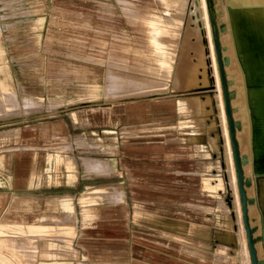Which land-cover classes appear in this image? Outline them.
<instances>
[{
    "label": "rangeland",
    "instance_id": "rangeland-1",
    "mask_svg": "<svg viewBox=\"0 0 264 264\" xmlns=\"http://www.w3.org/2000/svg\"><path fill=\"white\" fill-rule=\"evenodd\" d=\"M204 1L219 70L223 72L227 65L224 73L221 72L223 78L219 91L223 101L226 100L228 103L226 106L228 112L225 115L229 122L233 117L231 114H235L238 107L232 103L235 97L234 91L222 89V86L233 90L236 87L233 84L234 78L230 74L233 41L228 36L230 24L226 14L227 7L225 4L221 5L219 0ZM165 2L166 0H0V44L3 47L4 57L0 65L6 69L11 85L8 93L0 92V110H15V115L7 114L5 118L34 112L38 113L34 116L57 114V118H62L65 116L64 113L68 114L72 111L65 107L68 106V101L65 103L59 101L52 107L50 106L51 97H63L68 82H73L72 86H77L78 81L80 83L85 81L86 84L96 87L95 94L90 95L91 99L85 98V100H95V105L102 108L99 114L101 122L110 117L112 120L111 126L106 127L109 129L104 131L105 135H101V146H108L109 142L118 135L122 138H118V141L111 145H116L121 140L122 145L139 147L140 143L146 141L142 139L152 138L160 142L161 149L159 157H143L139 151H125L123 146L110 151L111 154L92 156L100 160L109 159L113 167L112 170H91L109 174V179L96 180L98 185L92 186L90 188L92 192L86 193L80 203L98 201L100 198L97 197L96 188L99 186L119 185L122 188H128V206L125 203L122 207H118L125 219L122 236L112 240H99L100 245L97 246L93 244L98 243L94 241L95 239L53 236L57 233L73 234L72 228L64 226L67 223L66 218H59L56 222L51 220L45 222V219L41 217L40 221L38 217L37 224H29L27 221L4 222L0 225L1 233L10 234V236L0 237V258H2L0 264H35L37 256L41 253L51 256L53 260H41L38 264H99V260H104L107 256L104 252L108 250L114 253L113 264H131V262L138 264L137 262H141L143 256L147 257L150 264H250L247 257V261L238 258L244 254L246 246L243 240L246 237V231L237 212L242 206L238 177L242 182L241 190L245 192L248 185V187L254 186V178L258 181L264 176V171L253 170L249 152L246 150L245 154L244 151L238 150L239 146L238 143L236 146L234 136L235 131H242V124L237 120L238 126L236 125L234 132L231 130L229 132V148L233 154L237 153L238 157L242 154V157L244 155L245 157L241 162L236 161L233 155L230 156L233 159L231 164L234 180L236 179V191L233 188L234 182L230 176L228 155H225L227 154L226 140H224L219 119L214 117L217 112L216 100L219 92L214 75L211 73V59L208 52L209 72L207 73H209L210 82L192 84V86L187 84L184 88L177 85L179 73L183 79L189 77L187 75L189 73H185L187 70L182 69V65L186 62L183 64L181 62L188 60L195 51L194 58L198 57L200 48L195 40L196 35H201L203 46L205 49L208 48L202 9L199 6L195 9L192 6L193 0H187V7L182 12L170 8ZM83 5L100 7L107 13L70 14L60 8ZM48 11L50 14L47 13ZM184 17L187 18L184 19ZM163 18H166L169 27L164 24L167 22ZM161 21L163 22L159 23ZM177 24L180 26L178 27ZM173 26L175 28H172ZM193 27L195 31L197 30V34L194 32L195 34L190 35L189 33L192 34L191 31H194ZM189 28L191 30L188 33L186 30ZM71 29L76 32L94 31L97 36L90 44H68L72 41L67 38L68 31ZM169 31L170 35H168ZM184 31L185 34H183ZM220 35L223 37L221 38ZM185 38L188 43L182 46V40L184 41ZM163 40L168 41L164 43ZM44 42L52 49V60L44 61L43 58L36 56L40 49L46 48L45 45L41 46ZM189 42L191 44L194 42V45L192 44L194 48L198 44L196 50L190 46ZM187 45L191 55L185 57L186 55L182 56V48ZM245 47L247 50L264 51V41L251 35L245 42ZM69 52H72L74 56L68 55ZM178 54L185 57L184 60ZM19 56L21 61H15ZM177 56L179 60H182L179 61ZM67 57H73L76 60L67 61ZM92 58L94 60L89 61ZM221 59L224 61L222 62ZM178 66L183 72L177 70ZM36 74L40 77H29ZM19 77L21 79L18 80ZM197 78L201 82V76L198 75ZM44 81L47 82L45 86H48V90L53 92L48 96V107L53 111L50 110L48 113L43 110L45 96L33 93L42 90ZM195 95L199 98L196 108L197 101L193 97ZM59 106H63V110L54 109ZM75 112H71L72 117L77 119ZM29 117L24 116V118ZM211 137L214 141L210 139ZM54 148L62 147L55 144ZM250 164L251 166H248ZM242 171L249 175L248 179ZM262 182L261 194L264 203V179ZM252 188L254 192V187ZM103 190L106 191L108 188H103L101 192ZM121 195L122 192L119 195L118 188L115 187V199H120ZM253 196L251 195L252 199L255 198ZM244 200L248 212L252 203L257 209V213L253 214L255 216L250 215L249 224L255 237V245L259 248V237L262 234L260 211L255 199L252 203H249L247 197ZM45 201L42 198L38 209L44 210ZM55 204L53 203V206ZM47 205H51L50 202H47ZM140 214H145L144 216L148 217L147 221L139 219L134 222L133 217L135 215L140 217ZM108 243L111 247L104 246V244L109 245ZM75 248H79L81 253L85 251L91 260L79 259L80 256ZM15 252L20 253L24 261H13L11 255H16ZM145 252L148 255L144 254ZM73 253L76 255L73 256ZM29 255L33 258L27 259Z\"/></svg>",
    "mask_w": 264,
    "mask_h": 264
},
{
    "label": "crops",
    "instance_id": "crops-1",
    "mask_svg": "<svg viewBox=\"0 0 264 264\" xmlns=\"http://www.w3.org/2000/svg\"><path fill=\"white\" fill-rule=\"evenodd\" d=\"M60 8L70 14L107 13V11L101 10L100 7L85 5ZM47 13L50 14V11ZM228 13L233 46L243 74L246 97L248 92L264 95V51L247 50L245 47V42L251 35L263 40L259 19L252 14L251 23L244 21L242 14H247L243 13V9L240 7L236 8V13L234 11L229 12V10ZM96 36L97 34L94 31L80 30V32H76L71 29L68 31L67 38L72 41L68 44H90ZM42 45H45L46 48L40 49L36 56L43 58L44 61L52 60V49L45 42ZM68 55L74 56L72 52H69ZM72 60L76 59L67 57V61ZM81 60L85 61V59ZM90 60L93 61L94 59ZM15 61H21L20 56ZM33 76L35 78L40 77L37 74L29 77ZM45 84L41 91L33 93L45 96L46 102L44 101L43 110L48 113L50 110L53 111L48 107V96L53 92L48 90V86H45ZM73 84V82H68L63 97L52 96L50 106L53 107L59 101L64 103L68 101V106L65 107L71 109V112L76 111L77 119L72 117L71 112L64 113L65 116L62 118H57V114L34 116L38 114L35 112L21 114L16 117L0 118V225L4 222L21 223V221L36 223L37 218L39 217L41 221L42 216L45 217V222L49 220L55 222L59 218H66L67 223L64 226L72 228L73 234L57 233L53 236L90 238L95 239V242L112 240L124 234L125 219L118 207H122L125 203L128 206V188H122L119 185L99 186L96 189L97 197L100 199L82 204L80 203L82 197L86 193L92 192L90 190L92 186L98 185L96 180L98 181L100 178L109 179V174L99 173L98 171L86 172L81 165L77 166L76 162L80 161L83 155H88L86 157L107 155L111 154L110 151L120 149L121 146L125 151H139L143 157H159L160 142L152 138H144L142 140L146 141L140 143L139 147L122 145L120 144L122 143L121 140L120 143L111 145L116 143L118 138H122V136L117 135L109 142L108 146H101V135H105L104 131L109 129L106 127L111 126V117L101 122L99 114L102 108L95 105V100L89 101L91 99L90 95H94L96 92L94 85L86 84L85 81L83 83L78 81L77 86H72ZM85 98L89 100H85ZM78 99L80 101H77ZM51 102L53 105H51ZM74 103L77 104L74 106L72 105ZM63 108V106H59L54 109L63 110ZM24 116L30 117L24 118ZM55 144L62 148L55 149ZM65 158H68V161L71 162L70 167L65 164ZM263 179L264 176L260 177L258 181L254 178L253 181L254 196L260 211L262 224L260 246L253 249L254 264H264V203L262 194L259 193L261 192ZM115 187L122 192L120 199L117 200L115 199ZM103 188H108V190L101 192ZM111 190L113 191L111 192ZM42 198L46 200L44 210L38 209V204L42 203ZM61 198H70L74 207L72 212L61 207ZM47 202H50L51 205H47ZM53 203H56L55 206H53ZM144 215L140 214V217L139 215L132 216L133 221L137 222L139 219L147 221L148 217ZM128 221H130V218H128ZM1 232L0 229V237L10 236V234L6 235ZM93 244L99 246L100 242ZM108 244H104V246L111 247L110 243ZM79 248L81 249V247ZM79 248L75 249L81 258V255L86 254L85 251L81 253ZM104 254H107V256L104 257L103 261L111 259L114 261L113 251L108 250ZM144 254L148 255L146 252ZM146 258L143 256L141 262H136L138 264H150ZM87 260H91L88 255H86Z\"/></svg>",
    "mask_w": 264,
    "mask_h": 264
},
{
    "label": "bare ground",
    "instance_id": "bare-ground-1",
    "mask_svg": "<svg viewBox=\"0 0 264 264\" xmlns=\"http://www.w3.org/2000/svg\"><path fill=\"white\" fill-rule=\"evenodd\" d=\"M157 1H159V0H157ZM162 1V0H161ZM220 1V4L222 5V4H225L226 5V7H227V9H226V14H227V17H229V13H228V10H229V12L230 11H234L235 13H236V8L237 7H240L241 9H243V13H245V14H247V15H244V14H242V16L244 17L243 19H244V21H246V22H249V23H251V20H252V14H254L258 19H259V24L261 25L260 27H262V37H263V41H264V0H219ZM210 2H211V0H210ZM213 2H214V0H213ZM153 3H154V1H153ZM166 5H168L170 8H172V9H176V10H180L181 12L182 11H184V8H186L187 7V0H166ZM214 4V3H213ZM162 6V5H161ZM192 6H194V8L195 9H197V7L199 6L200 7V9H202V12H203V17H204V24H205V26H206V30L205 31H207V35L206 34H204V35H206L207 36V39H206V43H207V49H205V47L203 46V44L204 43H202L203 42V39L201 38V35L200 34H198V35H196L197 36V38H195V40H197L196 41V43H198L199 44V47H198V44H197V47L198 48H200V51H199V54H197L198 55V57L197 56H195L196 58H194V55H193V53H195V52H191L192 53V56L188 59V60H186V61H184V62H181L182 64L183 63H185V64H183L182 66H183V70L184 69H186L187 70V72H185V73H189V74H187L189 77L188 78H186V79H183V77L181 78V75H179L178 74V76L180 77V78H178V80H177V85H178V87L180 86V87H182V88H184L185 87V85H191L192 86V84H201V83H203V84H207V83H209L210 82V80H209V77H208V74L209 73H207V72H209L208 71V61H207V52H208V54H209V56H210V61H211V70H212V72L211 73H213V75H214V78H215V83H216V88L218 89V92H216V93H218V95H217V100H216V98H215V100L217 101V112H215V118H218L219 119V121H220V123H221V126H222V129H223V135H224V140H226V144L225 145H227V146H225V147H227V154H225V155H228V159L227 160H229V168H231V175L230 176H232V178L231 179H233V188L235 189L236 188V182H235V180H234V173H233V165L231 164V163H233V159L231 158L232 157V155H233V157H234V159L237 161V160H239V161H241L242 162V158H244L245 157V155H244V157H242V155L241 156H237V153L235 154H233L231 151H230V148H229V132H230V130L232 131V132H234V130H235V127H236V125H237V120L242 124V131H240V132H238V131H235V144H236V146H237V143H238V146H239V149L238 150H240L241 152H245L246 150L249 152V155H250V157H251V160H250V162H252V166H253V170L255 169V170H264V95L263 94H253V93H250V92H248L247 93V97H246V94H245V87H244V78H243V74H242V71H241V68H240V65H239V63H238V61H237V58H236V54H235V48H234V46L232 45V47H233V52H232V54L231 55H233V57H232V61L230 60V65H231V68H232V72L230 73L231 74V76H233V78H234V83L233 84H235V89L233 90V89H227V87H224V86H222V89L223 88H225V90L226 91H228V90H230L231 92H233L234 91V93H235V97H233V104H235L236 105V107H238V110H237V108L235 109V110H237L236 112L235 111H233V112H235V114L234 113H232L231 115H233V117H232V119L231 120H229V122H228V120H226L227 118H226V113L228 112V107L226 108V106H228V103H227V101L225 100V101H223V99H222V97H221V94H220V82L222 81V78L223 77H221V75H222V73H224V71L226 70V68H227V65H226V68H224V71L222 72V71H220L219 70V67H218V65H217V61H216V57H215V49H214V47H213V41H212V37H211V33H210V28H209V23H208V18H207V14H206V5H205V1L204 0H198V2H196V0H193V2H192ZM212 6V5H211ZM224 6V5H223ZM225 7V6H224ZM163 9V8H162ZM199 9V10H200ZM212 9V8H211ZM225 9V8H224ZM164 10V9H163ZM175 10V11H176ZM217 10V9H216ZM166 11V10H165ZM223 11V10H222ZM162 12V11H161ZM164 12V11H163ZM202 12L200 13V14H202ZM214 12V11H213ZM221 12V11H220ZM225 12V11H224ZM175 13V12H174ZM199 13V12H198ZM198 13H197V15H198ZM215 13V12H214ZM164 14V13H163ZM167 14V13H166ZM191 14V13H190ZM220 14V13H219ZM226 14L224 15V16H226ZM215 15H217L218 16V14H215ZM221 16V15H220ZM219 16V17H220ZM160 18V17H159ZM185 18H187V17H184V19ZM189 18V17H188ZM215 18V17H214ZM168 19H171V18H168ZM190 19V18H189ZM225 19V18H224ZM163 20H165L166 21V18H163ZM214 20V19H213ZM159 21V20H158ZM164 21V22H165ZM174 21V20H173ZM225 21V20H224ZM163 21H161V22H159V23H162ZM167 22V21H166ZM170 22V21H169ZM172 22V21H171ZM177 23V22H176ZM191 23V22H190ZM164 24H167L166 26H168V22L167 23H164ZM172 24V23H171ZM182 24V23H181ZM185 24V23H184ZM184 24H183V27H184ZM173 25H175L174 23H173ZM178 25V24H177ZM196 25V24H195ZM225 25V24H224ZM227 25V24H226ZM172 26V25H171ZM180 25H178V27H179ZM182 26V25H181ZM164 28H165V26H163ZM162 27V29H164ZM169 27V26H168ZM167 27V28H168ZM178 27H176L177 29H180V28H178ZM183 27H182V29H183ZM189 27H191V26H189ZM220 27V26H219ZM166 28V29H167ZM172 28H175L174 26L172 27ZM194 28V27H193ZM199 28V27H198ZM216 28V27H215ZM161 29V30H162ZM181 29V32L183 31ZM186 29V28H185ZM226 29V28H225ZM154 30H156V29H154ZM158 30H159V28H158ZM167 30H169V28L167 29ZM171 30V29H170ZM190 28H189V30H186L187 32L189 31L190 32ZM224 30V29H223ZM163 31V30H162ZM197 31V30H196ZM195 31V28H194V31L192 30L191 32H192V34L191 33H189L190 35H193V34H195L194 32H196ZM217 31H218V29H217ZM167 32V31H166ZM186 32V33H187ZM170 31H169V34L168 35H170ZM222 33H224V32H222ZM228 33H230L228 36L230 37V39H232V33H231V30L228 32ZM159 34V33H158ZM162 34V33H161ZM166 34V33H165ZM165 34L163 35V36H165ZM182 34V33H181ZM183 34H185V31H184V33ZM182 34V35H183ZM196 34H197V32H196ZM202 34V33H201ZM217 34V33H216ZM160 35V34H159ZM188 35V34H187ZM222 35V34H221ZM220 35V37L222 38L223 36H221ZM224 35H225V33H224ZM162 36V35H161ZM160 36V37H161ZM174 36H175V34H174ZM227 36V37H228ZM167 37V36H166ZM169 37V36H168ZM167 37V38H168ZM180 37V36H179ZM183 37V36H182ZM187 37V36H186ZM188 37H192V36H188ZM190 39V38H189ZM174 40V39H173ZM227 40V39H226ZM229 40V39H228ZM168 41V40H167ZM167 41H165V40H163V42L164 43H167ZM175 41V40H174ZM179 41H181V40H179ZM185 41V42H184ZM182 40V46L184 45L185 46V43L187 42L188 43V40L186 41V38H185V40ZM191 41V40H190ZM194 41V40H193ZM171 42V41H170ZM220 42V41H219ZM177 43V42H176ZM190 43V42H189ZM196 43H195V45H196ZM227 43H229V42H227ZM179 44V43H178ZM191 44V43H190ZM192 44L194 45V42H192ZM192 44L190 45V46H192ZM222 44V43H221ZM168 45V44H167ZM189 45V44H188ZM188 45L186 46V47H183L182 48V56H184V55H186L185 57H188V56H190L189 55V47H188ZM229 45V44H228ZM179 47V46H178ZM193 47V46H192ZM196 46H195V48H194V50H196V48H197ZM222 47H223V45H222ZM221 47V48H222ZM169 48V47H168ZM230 48V47H229ZM166 49V48H165ZM178 49V48H177ZM198 50V49H197ZM206 50H208V51H206ZM228 49H226V51H227ZM229 52V51H228ZM169 53H172V52H169ZM221 53V52H220ZM223 53H224V51H223ZM230 53H231V50H230ZM173 54V53H172ZM176 54V53H175ZM179 56H180V54H178ZM188 55V56H187ZM182 56H180V57H182ZM218 56V55H217ZM228 56V55H227ZM185 57H182V59L184 60V58ZM219 57V56H218ZM177 58H178V60H179V57L177 56ZM181 59V58H180ZM181 59V60H182ZM229 59V58H228ZM4 60V57H3V47H2V45L0 44V63H2V61ZM181 60H179V61H181ZM173 61H174V57H173ZM177 61V60H176ZM221 61H222V59H221ZM224 61V60H223ZM222 61V62H223ZM175 62V61H174ZM173 62V63H174ZM170 63H172V62H170ZM176 63V62H175ZM174 63V64H175ZM180 63V64H181ZM228 64V63H227ZM172 65V64H171ZM179 65V64H178ZM223 65V64H222ZM229 65V64H228ZM7 66V65H6ZM173 66V65H172ZM181 66V65H180ZM181 66V67H182ZM229 68H230V66H228ZM172 68H175V67H172ZM178 69L177 70H181L180 72H183L182 71V69H179V66L177 67ZM222 68V67H221ZM231 70V69H230ZM172 71H174V70H172ZM171 71V72H172ZM196 72V74H195V72ZM227 71H229V69L227 70ZM222 72V73H221ZM182 74V73H181ZM171 75V74H170ZM201 76V78H202V80H201V82L200 81H198V78H197V76ZM224 75V74H223ZM175 76V75H174ZM183 76H184V73H183ZM101 77V76H100ZM228 77H229V74H228ZM190 78V79H189ZM173 80H174V78H172ZM188 79V80H187ZM232 79V78H231ZM225 81H226V79H225ZM232 81V82H233ZM231 82V83H232ZM227 83V82H226ZM225 83V84H226ZM45 84V83H44ZM188 86V87H189ZM230 86V85H229ZM232 87V86H231ZM187 88V87H186ZM192 88V87H191ZM11 89V85H10V82H9V78H8V73H7V71H6V69L2 66V65H0V92H4V93H8V91ZM188 89V88H187ZM221 89V90H222ZM10 94V93H9ZM205 94V93H204ZM211 94V93H210ZM214 94V93H213ZM209 95V94H208ZM211 96H213L212 94H211ZM216 95H214V97H215ZM226 96V95H225ZM194 97V99H195V101H197V103H196V105H195V108H196V106L199 104L198 103V100H199V98H198V96H193ZM210 97V96H209ZM228 97V96H227ZM27 98V97H26ZM201 99V98H200ZM214 99V98H213ZM225 99H226V97H225ZM205 99H203V101H204ZM210 100V99H209ZM209 100H208V103H209ZM2 101V100H1ZM202 101V102H203ZM45 102H46V99H45ZM63 102V101H62ZM211 102V101H210ZM229 102H230V99H229ZM247 102H248V105H247ZM12 103V102H11ZM27 104V103H26ZM214 104V103H213ZM230 104V103H229ZM14 105V104H13ZM51 105H53L52 104V102H51ZM209 105V104H208ZM9 106V105H8ZM216 105L214 104V107H215ZM0 107H1V104H0ZM36 107V106H35ZM41 107V106H40ZM204 107V106H203ZM234 107V106H233ZM232 107V108H233ZM249 107V108H248ZM200 108V107H199ZM208 108H210V106L208 107ZM216 108V107H215ZM36 109V108H35ZM212 109H213V107H212ZM3 110H4V108H3ZM26 110H27V108H26ZM199 110V109H198ZM208 110V109H207ZM232 110V109H231ZM195 111H197V110H195ZM198 112V111H197ZM212 113H213V111H212ZM7 114H9V115H15V110H9V111H6V110H4V111H1L0 110V116H4V118H5V116L7 115ZM197 114V113H196ZM211 114V113H210ZM199 115V114H198ZM201 115V114H200ZM205 115V114H204ZM212 115V114H211ZM230 115V116H231ZM203 116V115H202ZM207 116V115H206ZM197 117V116H196ZM195 117V118H196ZM201 118V117H200ZM205 118V117H204ZM211 118H212V116H211ZM230 118V117H229ZM199 119V118H198ZM198 119H197V121H198ZM206 119H207V117H206ZM210 119V118H209ZM212 120H214L213 118H212ZM196 121V122H197ZM199 122H200V120H199ZM202 122V121H201ZM204 123V122H203ZM197 125V124H196ZM202 125V124H201ZM199 126V125H198ZM238 126V125H237ZM240 128H241V126H240ZM239 128V129H240ZM201 129V128H200ZM207 129V128H206ZM211 129H212V126H211ZM210 129V130H211ZM209 130V129H208ZM205 131H207V130H205ZM238 132V133H237ZM206 133H208V131L206 132ZM211 133V132H210ZM213 137V136H212ZM212 137L210 138V139H212ZM218 137V136H217ZM213 140V139H212ZM211 140V141H212ZM218 140V139H217ZM214 141V140H213ZM212 141V142H213ZM219 142V141H218ZM209 144H210V142H209ZM212 145V144H211ZM221 145V144H220ZM219 145V146H220ZM209 146V145H208ZM213 146V145H212ZM223 147V146H222ZM225 149V148H224ZM225 151V150H224ZM241 154V153H240ZM245 154H246V152H245ZM231 156V157H230ZM231 159H232V161H231ZM248 160V159H247ZM246 161V160H245ZM240 162V163H241ZM75 163V162H74ZM78 163V164H77ZM237 163V162H236ZM249 163V162H248ZM247 163V164H248ZM65 164L68 166V167H70V165H71V162H69L68 161V158H65ZM76 164H77V166L78 165H81V167H82V169L83 170H85V171H87V170H89V171H91V170H100V171H104L105 169H111L112 170V167H113V164H112V162L108 159V160H100L99 158H93V157H86V156H83V157H81L80 158V161L79 162H76ZM75 164V165H76ZM237 165V164H236ZM246 165V164H245ZM248 166H251V164L250 165H248ZM247 166V167H248ZM242 167V166H241ZM244 167V166H243ZM245 168H246V166H245ZM251 169V168H250ZM245 170V169H244ZM246 170H248V168L246 169ZM245 170V171H246ZM252 170V169H251ZM89 171H87V172H89ZM242 173L244 174L245 172L244 171H242ZM246 173H248V172H246ZM249 173H250V171H249ZM252 174V173H251ZM246 174H244V176H245ZM254 175V174H253ZM252 175V176H253ZM240 176V175H239ZM247 176V179H248V174L246 175ZM251 176V175H250ZM246 179V178H245ZM246 179V180H247ZM250 180H251V178H250ZM253 180V179H252ZM232 181V180H231ZM244 181V180H243ZM251 182V181H250ZM249 182V183H250ZM242 183V182H241ZM245 183V182H244ZM248 183V182H247ZM248 183V184H249ZM254 183V182H253ZM252 183V184H253ZM263 183V182H262ZM251 184V183H250ZM247 186V185H246ZM249 186V185H248ZM246 187V189H245V192L244 191H242V196H243V199H245V197H247V199H249V203H252L253 202V200L255 199H252V197H251V195L253 196L254 194V192L251 190V188L252 187H254V186H252V187ZM207 187V186H206ZM263 188V187H262ZM237 189V188H236ZM236 189H235V191H236ZM253 189V188H252ZM233 191V190H232ZM262 191V190H261ZM238 192V191H237ZM251 192H253V193H251ZM236 193V192H235ZM259 193H261V192H259ZM118 194L120 195L121 194V191L120 190H118ZM33 195V194H32ZM236 195V194H235ZM61 197V196H60ZM67 197V196H66ZM237 197V196H236ZM254 197V196H253ZM33 199V198H32ZM35 199V198H34ZM82 200V199H81ZM237 200V199H236ZM95 201V200H94ZM238 201H239V199H238ZM81 202V201H80ZM88 203H90V201H88ZM237 203V202H236ZM84 204H85V202H84ZM60 205H61V207L64 209V210H70L71 212L73 211V209H74V207H73V205H72V203H71V200H70V198L68 199V198H61L60 199ZM238 205V204H237ZM240 206V205H239ZM237 207V206H236ZM238 209V207L236 208V210ZM229 210V209H228ZM235 210V211H236ZM247 210V211H246ZM238 218L242 221V223H243V225H244V217H243V208H242V206L241 207H239V209H238ZM236 212V213H237ZM245 212H246V215H247V224H248V228H249V237H248V235L246 234V237H245V239H243L244 240V244L246 245L245 246V252H244V254L242 255V256H239L238 258H240V260H245V261H247L246 260V257H247V259H249V261H250V264H252V255H251V251L254 249V247H256V245H255V237H254V234H252V231H251V229H250V224H249V219H250V217L253 215V214H255V213H257V209H256V206H254V203H252L250 206H249V212H248V207L246 206V204H245ZM259 212V211H258ZM235 213V214H236ZM237 215V214H236ZM251 215V216H250ZM253 216H255V215H253ZM42 219H45V217L44 216H42ZM258 219V218H257ZM259 220V219H258ZM64 221V220H63ZM256 221V220H255ZM56 222V221H55ZM257 222V221H256ZM255 222V223H256ZM44 222H42V224H43ZM26 224V223H25ZM30 224V223H29ZM37 224V223H36ZM257 224V223H256ZM53 225V224H52ZM253 226V225H252ZM251 226V227H252ZM244 228V227H243ZM259 228H260V225H259ZM262 228V227H261ZM258 230V229H257ZM261 231V230H260ZM240 232V231H239ZM257 232V231H256ZM255 232V233H256ZM261 233V232H260ZM255 235H257V234H255ZM259 235V234H258ZM260 236V235H259ZM250 238V239H249ZM260 238V237H259ZM258 238V239H259ZM257 239V240H258ZM256 240V241H257ZM260 240V239H259ZM11 242V241H10ZM259 242V241H258ZM15 243V242H14ZM17 244V243H16ZM15 244V245H16ZM18 245V244H17ZM23 246H21V248H22ZM262 247V246H261ZM238 249V248H237ZM243 249V248H242ZM17 251L18 252H21L22 253V251H19L18 249H17ZM24 251H26V250H24ZM23 251V252H24ZM219 251H220V249H219ZM216 252V251H215ZM226 252H227V250H226ZM226 252H224V253H222V254H227ZM27 253V252H26ZM216 253H218V252H216ZM15 254L16 255H11L12 257H11V259L14 261V260H16V262H20V261H24V259H23V257L20 255V253H16L15 252ZM30 254V253H29ZM254 254H256V253H254ZM76 255V253H73V256H75ZM247 255V256H246ZM32 255H29L28 257H27V259L29 258V257H31ZM34 256H36V254L34 255ZM235 257H237V256H235ZM31 258H33V257H31ZM2 258H0V260H1ZM48 259H51V260H53V258H51V256H48L47 254H40V256H37V258H36V260H35V264H38V262H40L41 260H48ZM80 259H86V255H81V258ZM257 259V258H256ZM256 259H255V261H256ZM34 260V259H33ZM3 261V260H2ZM11 261V260H10ZM29 261H31V260H29ZM4 262V261H3ZM115 261H113L112 259L111 260H107V261H103V260H100V262H98L99 264H113ZM7 263V262H6ZM247 263V262H246ZM32 264V263H31ZM34 264V263H33Z\"/></svg>",
    "mask_w": 264,
    "mask_h": 264
},
{
    "label": "water",
    "instance_id": "water-1",
    "mask_svg": "<svg viewBox=\"0 0 264 264\" xmlns=\"http://www.w3.org/2000/svg\"><path fill=\"white\" fill-rule=\"evenodd\" d=\"M238 188H239L240 194H242V190H241V180H240L239 177H238ZM241 198H242L241 199V205H242V208H243V217H244V228H245L246 234L249 237V228H248V224H247V215H246V212H245V200L243 199V196L242 195H241ZM251 255H252V258H251L252 259V264H254V262H253V260H254L253 259L254 258V256H253V250L251 251Z\"/></svg>",
    "mask_w": 264,
    "mask_h": 264
}]
</instances>
